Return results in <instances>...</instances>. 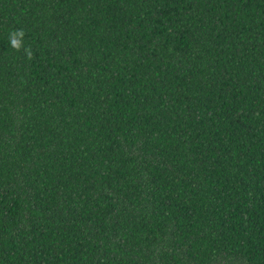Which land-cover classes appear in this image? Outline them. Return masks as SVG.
Segmentation results:
<instances>
[{"label":"trees","instance_id":"obj_1","mask_svg":"<svg viewBox=\"0 0 264 264\" xmlns=\"http://www.w3.org/2000/svg\"><path fill=\"white\" fill-rule=\"evenodd\" d=\"M0 264H264V0H0Z\"/></svg>","mask_w":264,"mask_h":264},{"label":"clouds","instance_id":"obj_2","mask_svg":"<svg viewBox=\"0 0 264 264\" xmlns=\"http://www.w3.org/2000/svg\"><path fill=\"white\" fill-rule=\"evenodd\" d=\"M25 31L23 29H15L9 34L10 46L16 51L23 49L25 56L31 60L33 59V51L31 47H24L23 38Z\"/></svg>","mask_w":264,"mask_h":264}]
</instances>
